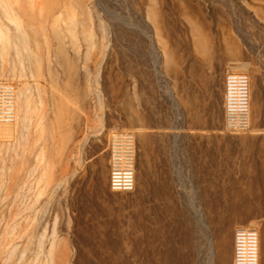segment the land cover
<instances>
[{"label": "rangeland", "instance_id": "obj_1", "mask_svg": "<svg viewBox=\"0 0 264 264\" xmlns=\"http://www.w3.org/2000/svg\"><path fill=\"white\" fill-rule=\"evenodd\" d=\"M228 36L251 125L234 134L235 181L203 186L235 197H196L186 181L164 190L147 161V65L227 56ZM5 82L15 118L0 122V264H225L243 225L264 264V0H0ZM124 132L135 186L112 191L108 146Z\"/></svg>", "mask_w": 264, "mask_h": 264}, {"label": "crops", "instance_id": "obj_2", "mask_svg": "<svg viewBox=\"0 0 264 264\" xmlns=\"http://www.w3.org/2000/svg\"><path fill=\"white\" fill-rule=\"evenodd\" d=\"M196 47L204 48L200 42ZM227 48V56L197 54L196 65H165L164 61L160 68L147 65V161L158 171L160 167L164 190L167 182L186 181L194 184L196 197H235L228 187L220 193H204L203 186L204 182L235 181L236 162L229 156L235 136L224 122L225 74L236 56L233 37L228 36ZM204 60L216 64L200 65ZM251 142L248 139V147ZM103 166L106 171L105 162ZM227 223L231 229L235 218ZM232 247L233 234L225 264H232Z\"/></svg>", "mask_w": 264, "mask_h": 264}, {"label": "built area", "instance_id": "obj_3", "mask_svg": "<svg viewBox=\"0 0 264 264\" xmlns=\"http://www.w3.org/2000/svg\"><path fill=\"white\" fill-rule=\"evenodd\" d=\"M13 86L0 83L5 95V105L0 106V122L14 118ZM224 122L228 131L249 129L250 93L249 77L244 72L228 71L225 74ZM108 188L112 191H131L135 186L133 169V137L129 132L114 135L108 146ZM257 229L238 226L233 233L232 264H258L255 256Z\"/></svg>", "mask_w": 264, "mask_h": 264}, {"label": "bare ground", "instance_id": "obj_4", "mask_svg": "<svg viewBox=\"0 0 264 264\" xmlns=\"http://www.w3.org/2000/svg\"><path fill=\"white\" fill-rule=\"evenodd\" d=\"M199 41H196V43H198ZM249 93H250V88H249ZM15 95H14V91H13V104H14V98ZM250 98H251V94H250ZM14 118H15V111H14ZM13 118V120H14ZM9 130V126L6 124V126L0 128V134H5L7 131ZM257 229V228H256ZM255 256H256V260H257V263L260 262V258L262 256V251H261V248H260V244H259V240H258V230H257V236H256V241H255Z\"/></svg>", "mask_w": 264, "mask_h": 264}]
</instances>
